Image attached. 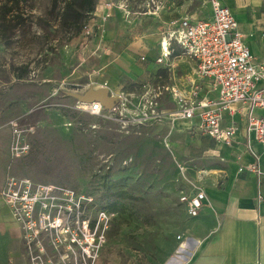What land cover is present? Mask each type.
I'll return each mask as SVG.
<instances>
[{
	"label": "rangeland",
	"instance_id": "rangeland-1",
	"mask_svg": "<svg viewBox=\"0 0 264 264\" xmlns=\"http://www.w3.org/2000/svg\"><path fill=\"white\" fill-rule=\"evenodd\" d=\"M49 6V0H29L22 7L28 16L22 26L5 30L0 23V174L4 180L15 175L73 190L82 203L83 227L77 238L89 236L94 243L83 252L62 233L58 244L47 241L45 254L35 251L37 261L163 264L185 216L181 192L199 185L180 168L181 159L165 141L164 123H172L175 108L209 94V89L178 51L168 69L111 93L124 100L119 112L79 111L81 102L73 94L95 84L75 70L82 45H75L78 37L66 41L53 21H43ZM154 110L165 115L144 116ZM14 145L20 150H13ZM118 191L129 198L120 200ZM111 203H120L124 212L108 210ZM71 217L76 221L77 213ZM69 225L79 227L73 221ZM23 258L24 264L29 262L26 250Z\"/></svg>",
	"mask_w": 264,
	"mask_h": 264
},
{
	"label": "crops",
	"instance_id": "crops-1",
	"mask_svg": "<svg viewBox=\"0 0 264 264\" xmlns=\"http://www.w3.org/2000/svg\"><path fill=\"white\" fill-rule=\"evenodd\" d=\"M168 1L161 0L167 7L164 4L156 16L126 18L115 9L103 23L100 16L106 9L104 0H98L93 25L100 24V29L90 38L81 34L76 36L75 45L82 43L75 69L79 77L95 84L94 89L107 87L117 95L126 91L129 85L146 82L157 71L168 69L181 51L176 49L164 64L156 63L167 24L183 18L197 21L212 17L209 0ZM219 1L232 12L237 31L255 62L264 63L263 0ZM73 47L71 45L66 52H71ZM189 61L196 71L195 62ZM203 83L209 94L201 97L216 98L218 94L211 83L207 80ZM231 108L232 113L225 112L223 121V126L234 123L237 127L231 146L193 133L197 118L172 119L170 125L167 117L163 119L164 122L168 119L163 122L168 125L165 141L206 195L196 217H189L185 211L178 232L183 238V246L178 250V242L174 239L163 264H264V180L258 189L256 175L239 172L240 167L254 162L249 145L258 154H261V147L254 136L246 132L242 104L234 103ZM184 158L186 160L182 161ZM193 169L198 171L193 172ZM3 184L0 174V190ZM258 191L263 195L259 203ZM187 193L193 195L194 191L190 189ZM24 250L21 226L0 196V264H24Z\"/></svg>",
	"mask_w": 264,
	"mask_h": 264
},
{
	"label": "built area",
	"instance_id": "built-area-1",
	"mask_svg": "<svg viewBox=\"0 0 264 264\" xmlns=\"http://www.w3.org/2000/svg\"><path fill=\"white\" fill-rule=\"evenodd\" d=\"M209 2L211 19L191 21L183 18L177 23L175 21L167 24L162 32L160 54L156 63L164 64L179 49L183 55L195 62L197 76L201 80L209 81L218 95L216 98L191 99L175 108L170 116L174 119L197 118L198 124L193 128V133L206 135L218 143L231 146L237 127L234 123L223 126L224 115L227 111L232 113L231 106L234 103H241L245 112L246 132L254 136L261 147V154L256 153L249 145L254 162L240 167L239 172L256 175L259 189L264 180V63L255 62L249 48L243 43L230 9L219 0ZM103 6L106 9V13L100 16L103 23L115 9H119L126 18L156 16L162 9L161 0H104ZM93 13L80 32L85 38L94 36L101 27L100 24L93 25ZM123 101L120 100L107 111L119 112L124 105ZM78 110L90 115H101L106 111L99 102H81ZM163 112L154 110L150 114L146 111L144 116L161 119L165 115ZM13 132L15 135L19 133L15 129ZM27 146L22 147L21 151ZM13 150L20 149L18 145H14ZM180 168L184 170L182 166ZM192 191L193 195L182 191L179 200L187 215L196 217L206 195L199 185L192 184ZM0 196L23 231L24 247L29 254V262L26 264H40L35 251L45 254L47 241L52 246L58 244L62 233L68 235L70 244H77L83 252L88 250V245L94 243V239L89 236L86 239L77 238L83 227L79 224L82 221L79 217L82 203L77 201L73 190L53 184L36 183L27 177L8 175L0 190ZM262 200L263 195L258 191L257 202ZM73 213H77L76 221L72 220ZM70 221L79 227L73 228V225H69ZM175 241L178 242V250L182 248L183 238L180 234L175 235Z\"/></svg>",
	"mask_w": 264,
	"mask_h": 264
},
{
	"label": "trees",
	"instance_id": "trees-1",
	"mask_svg": "<svg viewBox=\"0 0 264 264\" xmlns=\"http://www.w3.org/2000/svg\"><path fill=\"white\" fill-rule=\"evenodd\" d=\"M28 2L29 0H0V23L5 30L22 26L23 21L28 19L22 9ZM96 2L97 0H49L50 6L43 21H53L56 31L69 41L80 34L82 26L92 15ZM22 76L18 78H23ZM117 196L120 200L129 198L125 191H118ZM119 204L111 203L108 210L124 212Z\"/></svg>",
	"mask_w": 264,
	"mask_h": 264
},
{
	"label": "water",
	"instance_id": "water-1",
	"mask_svg": "<svg viewBox=\"0 0 264 264\" xmlns=\"http://www.w3.org/2000/svg\"><path fill=\"white\" fill-rule=\"evenodd\" d=\"M73 96L84 103L99 102L106 110H110L120 100L119 97L113 96L107 87H90L85 93Z\"/></svg>",
	"mask_w": 264,
	"mask_h": 264
},
{
	"label": "bare ground",
	"instance_id": "bare-ground-1",
	"mask_svg": "<svg viewBox=\"0 0 264 264\" xmlns=\"http://www.w3.org/2000/svg\"><path fill=\"white\" fill-rule=\"evenodd\" d=\"M176 119V118H175ZM203 173H201V175H202Z\"/></svg>",
	"mask_w": 264,
	"mask_h": 264
}]
</instances>
